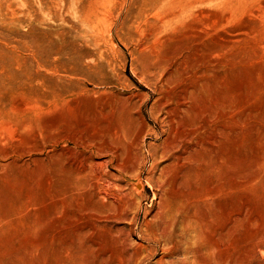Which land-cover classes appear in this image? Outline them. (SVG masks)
Returning <instances> with one entry per match:
<instances>
[{
	"label": "rangeland",
	"instance_id": "obj_1",
	"mask_svg": "<svg viewBox=\"0 0 264 264\" xmlns=\"http://www.w3.org/2000/svg\"><path fill=\"white\" fill-rule=\"evenodd\" d=\"M77 2L0 0V264H264V0Z\"/></svg>",
	"mask_w": 264,
	"mask_h": 264
},
{
	"label": "bare ground",
	"instance_id": "obj_2",
	"mask_svg": "<svg viewBox=\"0 0 264 264\" xmlns=\"http://www.w3.org/2000/svg\"><path fill=\"white\" fill-rule=\"evenodd\" d=\"M73 1L80 2L81 0H73ZM160 1L163 5H165V4L169 5V6H167L169 8L165 11L168 12L169 14H172L173 16L183 15L190 10V1L191 0H160ZM100 15H101V13H100ZM102 15L100 17H99V13H98V15H95L96 16L95 19L97 20V22H101L103 20Z\"/></svg>",
	"mask_w": 264,
	"mask_h": 264
}]
</instances>
